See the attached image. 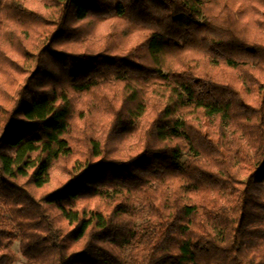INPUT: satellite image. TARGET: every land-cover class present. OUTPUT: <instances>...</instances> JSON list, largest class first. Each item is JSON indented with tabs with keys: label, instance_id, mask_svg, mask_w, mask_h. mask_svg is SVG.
Returning a JSON list of instances; mask_svg holds the SVG:
<instances>
[{
	"label": "trees",
	"instance_id": "1",
	"mask_svg": "<svg viewBox=\"0 0 264 264\" xmlns=\"http://www.w3.org/2000/svg\"><path fill=\"white\" fill-rule=\"evenodd\" d=\"M0 264H264V0H0Z\"/></svg>",
	"mask_w": 264,
	"mask_h": 264
},
{
	"label": "rangeland",
	"instance_id": "2",
	"mask_svg": "<svg viewBox=\"0 0 264 264\" xmlns=\"http://www.w3.org/2000/svg\"><path fill=\"white\" fill-rule=\"evenodd\" d=\"M13 250H14L15 252H17V243L14 244V246H13Z\"/></svg>",
	"mask_w": 264,
	"mask_h": 264
}]
</instances>
